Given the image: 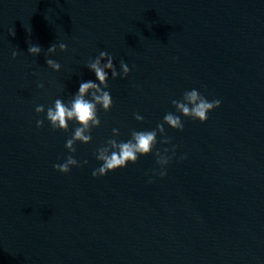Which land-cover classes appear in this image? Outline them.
Wrapping results in <instances>:
<instances>
[{"label":"clouds","instance_id":"clouds-1","mask_svg":"<svg viewBox=\"0 0 264 264\" xmlns=\"http://www.w3.org/2000/svg\"><path fill=\"white\" fill-rule=\"evenodd\" d=\"M9 35L15 36L14 28L10 29ZM57 48H59L60 52H66L68 50L67 44L61 42L57 45L54 43L47 49V54L50 56L56 53ZM41 50L40 46L29 44V54L36 56L40 54ZM17 55H19V51L12 52L13 59H15ZM113 59V56L108 52L100 51L99 55L96 56L95 59H90L86 65L87 68L94 72L98 83L91 80L81 82L78 92L73 95L72 100L69 101L68 104H65L62 99L58 98L54 101L53 106L47 108L45 119L54 131H68L69 121H73L78 125L74 129V134L71 138L67 139L65 143V147L69 153L76 152L77 149L75 145L77 142L83 144L91 142L92 129L98 128L101 125V120L98 117V106L102 108L104 112L110 111L113 106L111 94L106 90L109 88V70L111 71L112 79H116L118 76L125 78L130 72L124 60L120 61L121 72H117ZM105 60L106 63H102V61ZM46 64L53 71L59 72L61 70V64L53 59H46ZM37 87L43 88L44 85L38 83ZM171 104L174 106L176 112L182 114L183 117L205 123L208 120V113L219 108L221 106V101L219 99L209 101L198 90L192 89L190 91H185L181 100H171ZM35 112L37 114L45 113V106L37 105L35 107ZM134 118L137 121H142L144 119V117L138 113L134 114ZM44 122V119H38L36 121L37 128L43 127ZM165 124L174 130H184V123L181 116L169 112L164 116L163 122L158 123L153 130H132L130 133L131 138L127 141H118L115 138L107 139L103 146L96 149L95 157L102 163L100 167L92 171V176H105L109 172L125 168L129 163L135 164L140 156L152 154L157 144L158 134L162 137L160 143H171V139L167 137L165 132ZM119 135V129L113 128L112 136L118 137ZM169 151V149L165 148L163 151L157 150L155 152L156 163L160 166L161 170L158 173H156L155 170H153V172L154 174H158L161 178L167 175L164 169L171 160V157L168 155ZM171 152L173 154L175 153V146H173ZM87 163V160L83 161V164ZM82 166L83 165L71 154L66 157L64 163L53 165L56 171L64 174L69 173L72 167Z\"/></svg>","mask_w":264,"mask_h":264}]
</instances>
